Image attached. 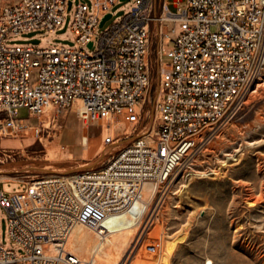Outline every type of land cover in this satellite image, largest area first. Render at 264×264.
Instances as JSON below:
<instances>
[{
    "label": "built area",
    "instance_id": "obj_1",
    "mask_svg": "<svg viewBox=\"0 0 264 264\" xmlns=\"http://www.w3.org/2000/svg\"><path fill=\"white\" fill-rule=\"evenodd\" d=\"M118 1L19 0L0 9V132L21 128L23 120L16 121L20 108L38 116L77 103L74 111L84 123L109 121V129L112 119L122 117L135 136L101 168L28 176L21 181L25 191L9 196L0 191L8 236L24 251L19 258L0 244V264H79L64 251L71 229L84 225L101 231L107 217L133 207L148 181L156 186L141 217L151 203L149 216L154 217L165 185L203 141L235 117L264 65V0H185L184 6L175 0V12L163 0L158 15L151 0H134L129 12L97 33ZM71 10L70 32L89 52L5 45L11 34L39 28L53 32ZM164 22H178L179 34L171 39ZM153 32L161 71L156 119L148 129L143 104L150 100ZM166 45H171L168 52ZM118 140L106 137L104 144ZM159 243L137 238L127 258L116 264H126L133 255L155 257ZM47 245L55 255L46 253Z\"/></svg>",
    "mask_w": 264,
    "mask_h": 264
},
{
    "label": "rangeland",
    "instance_id": "obj_2",
    "mask_svg": "<svg viewBox=\"0 0 264 264\" xmlns=\"http://www.w3.org/2000/svg\"><path fill=\"white\" fill-rule=\"evenodd\" d=\"M17 1L0 0V9ZM82 1L91 3V0ZM162 1L151 0L156 11ZM173 1L168 0L171 12L176 11ZM181 1L184 6L185 0ZM133 5L134 0H119L111 9L112 17L97 33L106 30ZM72 16L73 10L65 13L61 26L53 32L39 28L11 34L5 45L35 49L63 46L89 52L76 44L70 32ZM164 24L171 39L179 34L178 22ZM158 48V35L153 32L148 54L152 76L150 100L143 104L148 129L156 119L161 71ZM170 49L171 45L163 47L165 52ZM94 50L95 47L91 49ZM162 61L167 62L168 58L163 57ZM262 68L257 91L248 96L228 125L203 141L184 161L165 185L166 194L154 217L149 216L151 203L141 220L135 241L158 239V255H131L126 264H264V65ZM36 77L37 68L31 74V81ZM2 118L0 114V124ZM18 120H23L21 128L0 132V175L9 177L0 178V191L5 196L25 191L26 185L21 181L28 176L71 174L84 166L101 168L135 137L132 125L122 117L112 119L111 128L105 130L103 127L109 121H102L101 125L84 123L70 108H50L38 116L20 108ZM106 137L119 140L106 146ZM109 148L114 150L106 153ZM0 244L19 258L24 253L8 236L7 212L2 208ZM166 255L164 263L162 256Z\"/></svg>",
    "mask_w": 264,
    "mask_h": 264
},
{
    "label": "bare ground",
    "instance_id": "obj_3",
    "mask_svg": "<svg viewBox=\"0 0 264 264\" xmlns=\"http://www.w3.org/2000/svg\"><path fill=\"white\" fill-rule=\"evenodd\" d=\"M256 82L257 79L249 95L257 91L259 84ZM78 108V104L75 103L73 109ZM102 123V121H98L96 124L101 125ZM103 129L106 130V127L104 126ZM83 139L86 141V136ZM113 150L114 148H109L106 153H110ZM85 169H88V166H84L76 171L79 172ZM0 178L7 180L9 177L0 175ZM155 186L153 182H145L140 199L134 203L133 207L130 210L107 217L101 231H96L84 225H75L69 233L64 251L71 254L79 264H84L88 261H92L94 264H116L121 261L123 262L133 249L136 238L135 234L142 220V209L149 203ZM45 249L48 255L56 254V250L52 245H47ZM171 251L172 248L170 247L169 252ZM167 258L168 255L162 256L164 263H166Z\"/></svg>",
    "mask_w": 264,
    "mask_h": 264
},
{
    "label": "water",
    "instance_id": "obj_4",
    "mask_svg": "<svg viewBox=\"0 0 264 264\" xmlns=\"http://www.w3.org/2000/svg\"><path fill=\"white\" fill-rule=\"evenodd\" d=\"M122 1V0H121ZM69 8H70V3H69ZM111 14H107L101 21L100 26H102L108 19H110ZM90 46V45H89Z\"/></svg>",
    "mask_w": 264,
    "mask_h": 264
},
{
    "label": "crops",
    "instance_id": "obj_5",
    "mask_svg": "<svg viewBox=\"0 0 264 264\" xmlns=\"http://www.w3.org/2000/svg\"><path fill=\"white\" fill-rule=\"evenodd\" d=\"M175 1V0H174ZM174 1H173V3H174ZM152 4V13L155 15H158L159 13H160V10H158V11H156L155 10V7L153 6V3H151Z\"/></svg>",
    "mask_w": 264,
    "mask_h": 264
}]
</instances>
